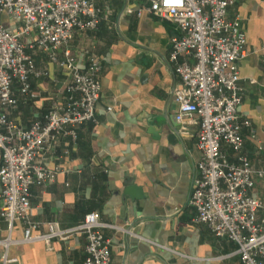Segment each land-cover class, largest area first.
<instances>
[{
	"label": "crops",
	"instance_id": "0c3cea01",
	"mask_svg": "<svg viewBox=\"0 0 264 264\" xmlns=\"http://www.w3.org/2000/svg\"><path fill=\"white\" fill-rule=\"evenodd\" d=\"M100 9L94 30H75L68 47L79 68L88 52L100 59V92L95 106L96 122L75 128V138L59 134L51 149L40 159L53 172L52 181L30 185L31 219L38 231L48 221L71 227L84 214L120 228L101 229L109 239L110 264H241L234 244L214 237L202 223H193L187 198L198 151L195 147L196 118L174 120L173 92L179 85L167 59L169 39L175 25L147 13L144 0H92ZM227 17L237 15L245 35V54L237 61L243 127V151L251 164L264 168V0H232ZM3 25L14 24L2 14ZM30 37H21L24 43ZM36 67L47 74L29 76L36 97L24 100L14 81L11 89L16 107L7 117L21 126L41 117L52 102L63 99L65 74L43 53H31ZM111 109L105 111V107ZM174 132V137L168 139ZM227 154H230L226 150ZM138 188L137 196H122L125 185ZM249 193L264 198V176L255 178ZM264 216V208L257 212ZM18 240L21 226L13 221L7 228L0 218V241ZM159 245L181 253L175 255ZM84 238L70 235L65 240L0 243L3 252L15 258L9 264H82Z\"/></svg>",
	"mask_w": 264,
	"mask_h": 264
},
{
	"label": "built area",
	"instance_id": "2783aa9c",
	"mask_svg": "<svg viewBox=\"0 0 264 264\" xmlns=\"http://www.w3.org/2000/svg\"><path fill=\"white\" fill-rule=\"evenodd\" d=\"M144 1L147 13L172 22L177 29L169 39L167 55L179 80L173 92L174 120L183 133V123L195 117L197 124L198 159L187 198L193 210L191 221L204 224L214 237L232 242L241 264H264V216L257 214L264 208V198L249 193L254 179L264 176V168L251 164L240 135L243 127L251 136L254 132L249 120L237 112L241 100L237 61L245 54V35L239 17H227L233 1ZM2 14L15 26L6 28L0 18V218L8 229L18 221L21 237H7L0 243L3 247L9 241L48 243L78 234L84 238L82 264H110L109 239L101 229L120 227L88 212L71 227L48 221L38 231L28 199L30 185L52 181L53 172L40 159L57 136L67 134L74 139L77 126L96 122L100 59L85 50L87 61L79 68L68 44L75 30L96 28L100 9L92 0H0ZM22 36H29V41L22 42ZM33 52L43 53L64 72L63 99L21 126L7 117L17 104L11 84L17 83L24 100L32 99L36 92L29 76L47 74L45 68L34 65ZM110 109L105 107V111ZM159 247L181 255L165 245ZM14 261L2 253L0 264Z\"/></svg>",
	"mask_w": 264,
	"mask_h": 264
},
{
	"label": "water",
	"instance_id": "95a60500",
	"mask_svg": "<svg viewBox=\"0 0 264 264\" xmlns=\"http://www.w3.org/2000/svg\"><path fill=\"white\" fill-rule=\"evenodd\" d=\"M173 137H174V132L172 131V134H169L168 139L171 140V138ZM137 194H138V188L132 185L131 183L125 185L121 191L122 196H127L130 199L137 196Z\"/></svg>",
	"mask_w": 264,
	"mask_h": 264
}]
</instances>
